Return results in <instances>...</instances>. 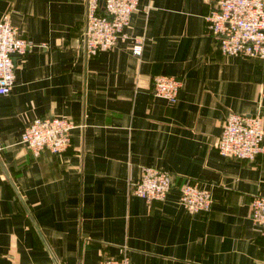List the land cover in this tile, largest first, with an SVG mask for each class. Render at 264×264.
Segmentation results:
<instances>
[{"label":"crops","instance_id":"obj_1","mask_svg":"<svg viewBox=\"0 0 264 264\" xmlns=\"http://www.w3.org/2000/svg\"><path fill=\"white\" fill-rule=\"evenodd\" d=\"M208 12V0H139L126 38L86 57L84 0H0V21L34 46L0 97V264H98L123 249L131 264H260L250 203L264 197V150L247 162L215 145L229 113L264 130V59L222 57ZM156 76L181 81L176 103L154 96ZM46 117L74 122L71 143L34 157L20 137ZM145 167L174 177L163 201L130 193ZM187 179L210 190L208 212L178 203Z\"/></svg>","mask_w":264,"mask_h":264},{"label":"built area","instance_id":"obj_2","mask_svg":"<svg viewBox=\"0 0 264 264\" xmlns=\"http://www.w3.org/2000/svg\"><path fill=\"white\" fill-rule=\"evenodd\" d=\"M139 0H84L85 20L83 45L86 57L111 51L126 38L124 30ZM209 12L204 16L207 32L214 38L222 57L264 59V0H208ZM21 38L7 19L0 21V97L10 93L14 85L15 58L33 49ZM143 39L132 38L130 51L140 57ZM154 96L174 104L182 87L180 80L156 76L151 80ZM75 124L67 118H36L28 123L20 143L34 156L42 152L59 156L71 143ZM261 117L229 113L223 120L215 149L220 156L253 162L264 150ZM174 177L165 171L145 167L140 179L129 185L130 193L147 204L163 201L174 189ZM178 203L189 214L208 212L212 204L210 190L187 179L177 188ZM250 217L263 239L260 264H264V197L256 195L250 203ZM98 264H131L127 250L118 258H103Z\"/></svg>","mask_w":264,"mask_h":264}]
</instances>
